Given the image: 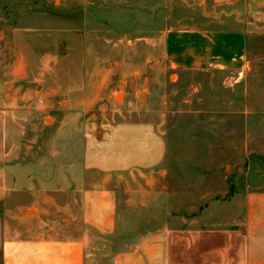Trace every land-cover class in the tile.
<instances>
[{
    "label": "rangeland",
    "instance_id": "1",
    "mask_svg": "<svg viewBox=\"0 0 264 264\" xmlns=\"http://www.w3.org/2000/svg\"><path fill=\"white\" fill-rule=\"evenodd\" d=\"M233 1L0 0L1 158L12 146L31 176L71 177L86 128L142 121L165 134L162 167L115 177L117 232L93 237L87 264H111L173 221L210 213L225 224L235 196L264 189V24L246 40L241 77L171 68L168 57L170 32L246 29Z\"/></svg>",
    "mask_w": 264,
    "mask_h": 264
},
{
    "label": "crops",
    "instance_id": "2",
    "mask_svg": "<svg viewBox=\"0 0 264 264\" xmlns=\"http://www.w3.org/2000/svg\"><path fill=\"white\" fill-rule=\"evenodd\" d=\"M233 4L244 6L247 28L170 32L166 41L171 68L242 76L248 68L246 40L254 25L264 24V0ZM83 138L81 173L71 177L62 170L50 177L31 176V163L15 161L13 147L5 145L10 147L0 156L1 264H87L93 237L117 232L115 177L158 169L167 157L165 134L147 122L91 126ZM235 199L240 210L225 224H215L210 213L173 221L134 240L111 264H264V189L246 190ZM30 211L36 214L28 215Z\"/></svg>",
    "mask_w": 264,
    "mask_h": 264
},
{
    "label": "bare ground",
    "instance_id": "3",
    "mask_svg": "<svg viewBox=\"0 0 264 264\" xmlns=\"http://www.w3.org/2000/svg\"><path fill=\"white\" fill-rule=\"evenodd\" d=\"M143 96V95H142ZM144 97V96H143ZM118 99H121V97H119Z\"/></svg>",
    "mask_w": 264,
    "mask_h": 264
},
{
    "label": "water",
    "instance_id": "4",
    "mask_svg": "<svg viewBox=\"0 0 264 264\" xmlns=\"http://www.w3.org/2000/svg\"><path fill=\"white\" fill-rule=\"evenodd\" d=\"M141 99V98H140Z\"/></svg>",
    "mask_w": 264,
    "mask_h": 264
}]
</instances>
